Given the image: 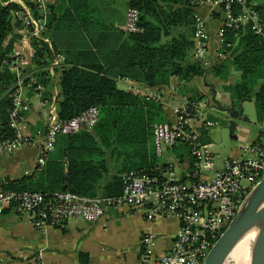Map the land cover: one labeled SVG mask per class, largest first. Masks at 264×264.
Returning a JSON list of instances; mask_svg holds the SVG:
<instances>
[{"label":"built area","instance_id":"obj_1","mask_svg":"<svg viewBox=\"0 0 264 264\" xmlns=\"http://www.w3.org/2000/svg\"><path fill=\"white\" fill-rule=\"evenodd\" d=\"M33 1L37 5L38 17L24 3L26 12L22 30L26 34H21L18 47L6 61L16 76L13 105L9 111L14 136L0 139V155L37 146L36 164L39 169L45 166L49 154L55 150L60 133L73 135L81 130H93L99 120L100 109L98 106H91L73 118L62 119L51 108L49 121L44 129H37L35 133L26 131V113L32 103L24 91L36 92L41 105L46 108L50 98L44 97L47 87L40 74L42 71L49 73L46 77L52 78L54 87L51 94L55 98L59 95L60 81L57 69L64 62L63 55L54 52L47 36L52 14L51 0ZM186 3L194 9V56L201 62L208 57L206 29L209 17L214 13H220L222 17L218 30L220 47L217 54L220 58L229 55L228 50H222L224 45L232 46L226 42L227 29H240L247 23H252L257 33L263 32L260 10L248 0H186ZM139 20V9L129 6L125 25L128 34L144 32ZM36 39L48 43L53 52L52 62L45 67H39L35 60ZM27 50H30L32 57L31 68L22 64ZM116 81L118 85H124L123 88L127 91L164 102L166 95L161 89L146 87L123 76H118ZM212 110L211 103L206 98H187L172 106L174 120L155 123L153 127L158 155L178 143L188 144L191 155L195 158L196 181L181 182L173 169L167 167L164 175L157 169L149 168L123 174V191L115 195L92 197L69 190L43 193L6 189L0 184V211L13 210L25 216L41 231L61 226L72 218L98 221L108 209L122 206L141 209L150 221L160 216H175L179 220V227L171 248L160 252L156 234L148 229L142 236V252L138 264H203L207 254L264 176V124L261 137L244 145L240 158H226L221 168L211 175L218 155L213 151V144L202 139L203 130H209L216 124L209 115ZM30 264H44L42 252L33 256Z\"/></svg>","mask_w":264,"mask_h":264},{"label":"trees","instance_id":"obj_2","mask_svg":"<svg viewBox=\"0 0 264 264\" xmlns=\"http://www.w3.org/2000/svg\"><path fill=\"white\" fill-rule=\"evenodd\" d=\"M23 1L38 17L36 3L33 0ZM248 1L260 10L264 24V3ZM129 6L139 9V23L144 32L129 34L130 44L122 46L118 52L119 70L109 71L99 65H73L64 68L61 74L58 116L69 119L91 106H98L100 116L93 130L59 135L56 147L67 158V163L50 160L34 174L19 179L8 178L2 184L4 188L43 193L69 190L87 196H97L101 192L106 195L121 193V173L127 167L115 174L108 185L100 186L110 172L107 156L117 152L125 154L127 162L124 166L134 167L141 159L137 155L153 137L154 124L167 122V114L164 102L119 88L114 76L129 77L146 87L161 89L170 84L172 77L189 82L206 73L202 62L194 59V9L186 0H130ZM25 12L23 5L16 0H0V139L14 136L9 111L13 105L16 76L6 61L15 50L19 39L15 31L23 27ZM226 42L232 44L230 47L224 45L222 49L229 51L228 58L212 71L215 77L229 82L225 87L235 98L253 99L257 121L264 123V73L260 75V71H264V26L262 33H257L252 23L240 29L229 28L226 30ZM34 46L38 66L50 64L53 52L48 43L36 39ZM231 68L240 72V80L230 81ZM40 75L47 87L44 97L50 98L54 87L52 78L46 77L49 73L45 71ZM259 76L263 81L255 89ZM204 97L195 93L188 98L199 100ZM262 130L257 138L261 137ZM203 132L202 140L209 142L207 131ZM178 144L188 146L186 143ZM157 162L158 157L152 151L151 166L155 167ZM79 258L81 264H90L88 253L80 252Z\"/></svg>","mask_w":264,"mask_h":264},{"label":"crops","instance_id":"obj_3","mask_svg":"<svg viewBox=\"0 0 264 264\" xmlns=\"http://www.w3.org/2000/svg\"><path fill=\"white\" fill-rule=\"evenodd\" d=\"M129 1L51 0L54 12L47 36L54 52L64 57L62 67L57 69L60 78L63 69L73 65L84 67L99 65L109 71L119 70L118 52L122 46L130 44L129 34L125 30ZM259 2L264 3V0L254 1L256 4ZM221 18L220 13H214L212 17H209L206 29L209 53L207 60L202 62L206 67V73L189 82H181L177 77H172L170 84L161 88L166 95L163 101L167 121L175 119L172 106L192 97L195 93L211 98L216 92L223 102L234 99L238 106L243 100L235 98L225 87L229 82L215 77L212 71L215 66L228 58H220L217 54L220 47L218 30L221 26ZM21 31L22 27H18L15 31L19 39ZM19 39L15 48L18 47ZM27 52L22 64L26 68H31L32 57L30 50ZM194 59L197 58L194 56ZM230 73V81L240 80V72L231 68ZM262 73L264 71H260V75ZM118 76H114L115 80ZM262 81L263 78H258L254 88L258 89ZM123 86L118 85L119 88L125 90ZM58 90L60 93V88ZM24 94L31 99L32 103L30 110L26 113V131L35 133L37 129H44L47 125L51 108L58 113L57 96L55 98L51 96L45 108L41 105L36 92L25 90ZM247 100L254 102L253 99H244L243 107ZM209 115L215 122L216 115H218L219 119L228 123L229 128V120L221 111L213 109ZM244 115H246L245 110ZM263 124L258 123L256 114L254 120L248 119L246 127H237L233 136L230 135L236 143L227 150L228 154L225 156L213 147L218 158L212 166L211 175L221 168L226 158H240L241 148L257 139ZM206 131L210 143L212 128ZM152 151L158 157L155 167L150 163ZM118 153L107 156L110 172L101 181V187L108 185L112 177L124 167L127 168L122 171V178L123 174L129 171L148 168L157 169L161 175H164L165 169L171 167L179 181L190 183L197 180L194 176L196 175L195 158L191 155L190 148L187 145L178 144L166 149L162 155H158L154 144V129L151 141L137 155L141 159L133 165L135 168L124 166L127 162L125 154ZM37 155V146L24 147L13 153L0 155V184L7 182L8 178L19 179L40 171L42 168L37 169L36 164ZM50 160L68 162L57 147L49 154L47 163ZM100 195L106 194L101 192L97 196ZM178 227L179 220L175 216H160L150 221L141 209L122 206L108 209L98 221L72 218L61 226L41 231L36 229L25 216L6 209L0 211V264H30L31 258L40 252H42L44 264H81L80 252L88 253L90 264H138L142 252V236L146 230L151 229L156 234L159 251L164 252L171 248Z\"/></svg>","mask_w":264,"mask_h":264},{"label":"water","instance_id":"obj_4","mask_svg":"<svg viewBox=\"0 0 264 264\" xmlns=\"http://www.w3.org/2000/svg\"><path fill=\"white\" fill-rule=\"evenodd\" d=\"M204 98L211 103L213 109L221 111L229 120L231 136L237 127L247 126L248 118L244 115V99L238 106L234 99L223 102L216 92L211 98ZM251 228L258 229L251 264H264V176L207 254L203 264H223L231 249Z\"/></svg>","mask_w":264,"mask_h":264},{"label":"rangeland","instance_id":"obj_5","mask_svg":"<svg viewBox=\"0 0 264 264\" xmlns=\"http://www.w3.org/2000/svg\"><path fill=\"white\" fill-rule=\"evenodd\" d=\"M16 1H18L24 7L25 2L23 0H16ZM19 34H22V35L26 34V31L22 30L21 33ZM244 110L249 120H254L256 118V106L253 101L247 100ZM215 119H216V124L212 127V137L210 139V143L213 144L214 148L216 147L219 150L222 156H225L228 154L227 150L231 146H233L236 143V141H234L230 137L228 123L221 118L219 119L218 115H216ZM59 135H63V134H59Z\"/></svg>","mask_w":264,"mask_h":264},{"label":"bare ground","instance_id":"obj_6","mask_svg":"<svg viewBox=\"0 0 264 264\" xmlns=\"http://www.w3.org/2000/svg\"><path fill=\"white\" fill-rule=\"evenodd\" d=\"M257 233V228H251L231 249L223 264H251Z\"/></svg>","mask_w":264,"mask_h":264}]
</instances>
